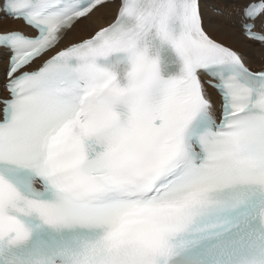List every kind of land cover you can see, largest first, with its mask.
I'll return each mask as SVG.
<instances>
[{"label":"snow or ice","instance_id":"6c2138e0","mask_svg":"<svg viewBox=\"0 0 264 264\" xmlns=\"http://www.w3.org/2000/svg\"><path fill=\"white\" fill-rule=\"evenodd\" d=\"M0 264H264V0H0Z\"/></svg>","mask_w":264,"mask_h":264}]
</instances>
